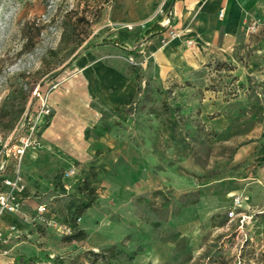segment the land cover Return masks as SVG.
Listing matches in <instances>:
<instances>
[{"label":"rangeland","instance_id":"374dc122","mask_svg":"<svg viewBox=\"0 0 264 264\" xmlns=\"http://www.w3.org/2000/svg\"><path fill=\"white\" fill-rule=\"evenodd\" d=\"M109 4L0 0L2 257L48 262L93 251L104 257L97 264H264V195L257 185L240 188L248 172H235L234 164L243 145L263 142L264 96L250 92L249 112L226 110L229 125L217 128L192 105L203 90L191 97L188 83L144 80L145 61L134 45L109 53L138 77L132 109L111 112L82 102L73 85L76 61L87 49L104 47L97 45L110 36ZM43 108L50 115L39 118L40 139L56 127L71 160L53 172L33 163L26 171V152L42 143L21 157L16 147L28 135L26 114ZM18 171L26 187L15 196L18 213H10L1 202L11 192L6 180ZM84 180L98 198L74 227L75 206L87 199ZM236 196L243 199L240 207H234ZM39 207L46 211L39 214ZM11 215L17 217L12 224L2 221ZM79 230L84 239L65 241Z\"/></svg>","mask_w":264,"mask_h":264},{"label":"crops","instance_id":"0c3cea01","mask_svg":"<svg viewBox=\"0 0 264 264\" xmlns=\"http://www.w3.org/2000/svg\"><path fill=\"white\" fill-rule=\"evenodd\" d=\"M164 3V12L159 13ZM167 20L169 27L179 32L175 38L168 39V27L164 33L146 36L154 26L164 27ZM254 23L257 27L252 31ZM106 26L110 34L106 40L118 41L124 49L102 42L97 46L104 47L87 49L79 56V76L73 85L82 102L98 104L111 112L135 103L141 88L136 75L128 71L123 60L109 54L134 45L141 61H145L144 80L188 83L193 87L186 90L191 97L194 90H203L192 105L199 107L206 118L212 116L208 121L217 128L229 125L231 115L225 114L226 110L243 108V112H249L244 107L249 105L250 92L260 91L264 96V0H110ZM143 40L146 44L141 47ZM210 84L214 90L204 91ZM260 109L264 130L263 102ZM96 119L92 113L91 120ZM40 143V148L30 147L33 150L26 152L24 170L33 163L36 168L42 165L53 172L62 162L71 160L56 127L44 139L42 136ZM234 164L235 172H248L239 180L240 188L257 185L264 195V143L258 138L247 142L235 154ZM15 218L6 216L2 221L12 224ZM4 260L5 264L12 261L0 253V264Z\"/></svg>","mask_w":264,"mask_h":264},{"label":"built area","instance_id":"2783aa9c","mask_svg":"<svg viewBox=\"0 0 264 264\" xmlns=\"http://www.w3.org/2000/svg\"><path fill=\"white\" fill-rule=\"evenodd\" d=\"M164 7L165 3L159 8V13L164 12ZM223 16V12H220V17ZM164 27H169V20L166 21V24H164ZM257 27V24H253L251 26V30L254 31ZM127 29L132 30L131 26H127ZM179 32L173 28L168 29L167 35L168 39L175 38ZM188 45H191L192 42L188 41ZM146 40H143L141 42V47L145 46ZM50 115V109L49 108H43L41 109L40 112H29L25 116V121L23 123V127L26 129V132L28 135L20 140V145L17 148V154L21 157L24 155L26 150L29 148L31 145L39 144L40 143V125H39V118L40 116L42 117H49ZM263 143H264V138H263ZM71 174V173H70ZM70 174H67L68 176ZM6 184L11 190L10 194L4 199H2L1 206L3 210H6L10 213H18L19 209V203L16 201L15 196L20 195L21 193L24 192L25 190V184L23 182V177L20 174V172H16L12 178H9L6 180ZM243 199L241 196H236L234 199V207H240ZM39 214H43L46 211V208L44 207H39L38 209ZM234 212H230V216H233ZM12 230H15V227H12ZM4 238L3 232L0 230V243H2Z\"/></svg>","mask_w":264,"mask_h":264},{"label":"trees","instance_id":"16d2710c","mask_svg":"<svg viewBox=\"0 0 264 264\" xmlns=\"http://www.w3.org/2000/svg\"><path fill=\"white\" fill-rule=\"evenodd\" d=\"M166 31L165 27L160 25L154 26L151 30L146 33V36L152 35V37L164 33ZM103 44L113 45L123 48L120 46L118 41L104 40ZM124 49V48H123ZM138 80V77L136 76ZM141 88H139L140 92ZM126 110H131L132 106L125 107ZM92 178L96 179L97 172H90ZM83 191L87 194L86 201L82 202L79 205L75 206V218H74V227H78L76 220L82 218L86 211L91 208L97 201V192L95 187L92 186L89 180H84ZM85 238V232L79 230L76 234H73L65 238V241L68 243L74 241H80ZM104 257L102 254L95 253L93 251H86L84 253H78L76 255H57L51 258L48 262L42 261L37 256H29L25 254H19L12 258V261L8 264H97Z\"/></svg>","mask_w":264,"mask_h":264},{"label":"bare ground","instance_id":"6f19581e","mask_svg":"<svg viewBox=\"0 0 264 264\" xmlns=\"http://www.w3.org/2000/svg\"><path fill=\"white\" fill-rule=\"evenodd\" d=\"M14 227H15V226H14ZM15 229H16V227H15ZM3 264H5V260H4Z\"/></svg>","mask_w":264,"mask_h":264}]
</instances>
